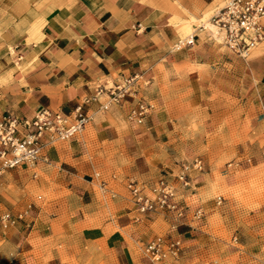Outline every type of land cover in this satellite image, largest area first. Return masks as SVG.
<instances>
[{
    "label": "crops",
    "instance_id": "obj_1",
    "mask_svg": "<svg viewBox=\"0 0 264 264\" xmlns=\"http://www.w3.org/2000/svg\"><path fill=\"white\" fill-rule=\"evenodd\" d=\"M223 3L0 5V118L13 112L30 119L41 110L73 116L78 105L92 117L80 134L47 148L34 168L23 164L0 173V217L15 219L6 227L0 221V245L16 257L6 264H81L75 253L81 241L98 249V264H147L143 247L157 235L182 241L178 264H211V258L223 257L214 247L224 240L211 225L222 221L224 200L217 198L232 185L228 168L247 171L264 164V41L247 59L229 52L211 22ZM189 35L193 43L177 48ZM134 74L135 98L106 111H98V101L85 102L97 86ZM140 102L150 108L138 123L130 113ZM193 122L201 129H235L233 142L224 136L215 141L237 145L228 168L207 164L203 173H194L177 198L182 217L138 213L127 182H155L176 174L184 160L198 158L199 136L187 135ZM100 179L114 196L98 189ZM197 208L204 219L194 217ZM94 256L89 254L88 264H97Z\"/></svg>",
    "mask_w": 264,
    "mask_h": 264
},
{
    "label": "built area",
    "instance_id": "obj_2",
    "mask_svg": "<svg viewBox=\"0 0 264 264\" xmlns=\"http://www.w3.org/2000/svg\"><path fill=\"white\" fill-rule=\"evenodd\" d=\"M211 22L222 33L226 49L247 59L264 41V0H224L222 6L214 11ZM192 43L193 35H189L178 40L176 47ZM138 78L139 75L134 74L122 77L110 86H97L96 94L85 102L98 101V111H106L113 104H122L127 98L138 95ZM100 96H105L103 102L98 100ZM149 108L150 105L138 103L132 109L130 118L141 123ZM91 118L81 105L74 109L73 116L41 110L27 119L8 112L0 118V173L23 164L34 168L47 148L57 141H66L80 134ZM193 171H203L201 159L182 163L176 174H163L149 184L129 180L126 189L135 210L140 214L160 211L176 218L182 217L177 198L181 190L190 186ZM95 177L100 178V173L96 172ZM98 189L114 196L103 179L99 180ZM217 199L218 202L222 200L220 196ZM203 216L202 208L194 211L197 219ZM0 221L6 227L15 219L4 214ZM182 250L180 239L171 235H157L145 244L143 255L147 264H178Z\"/></svg>",
    "mask_w": 264,
    "mask_h": 264
},
{
    "label": "rangeland",
    "instance_id": "obj_3",
    "mask_svg": "<svg viewBox=\"0 0 264 264\" xmlns=\"http://www.w3.org/2000/svg\"><path fill=\"white\" fill-rule=\"evenodd\" d=\"M5 4L7 0L0 2V5ZM213 31L216 33L217 29L213 28ZM233 131L235 129L231 127L201 129L193 122V128L187 135L189 137L195 134L199 136L196 151L203 163V171L200 173L204 172L207 164L217 167L224 165V169L228 168V163L232 161L230 152L237 145L226 143L221 146L215 141L224 136L225 142L228 140L233 142L235 140L231 137ZM220 153L223 159L217 161L216 157H219ZM206 157H209L208 161ZM192 162L193 160L183 161V163ZM228 169L232 175L230 182L232 185L226 187L225 193L220 195L224 200V203L220 205L223 207L220 210L222 221H217L218 223L211 221L213 222L211 230L218 232L224 240L223 246L214 247L215 251L222 250L223 257L211 258V264H264V164L247 171H241L234 164ZM194 173L193 171L192 176ZM204 218L205 214L199 220ZM77 244L78 248L75 253L80 258L81 264H88L90 253H94L95 256L92 258L96 257L95 261L99 263L98 249L95 251L94 247L85 241L77 242ZM9 260L15 261L16 257L9 254L7 245H0V264H6Z\"/></svg>",
    "mask_w": 264,
    "mask_h": 264
},
{
    "label": "bare ground",
    "instance_id": "obj_4",
    "mask_svg": "<svg viewBox=\"0 0 264 264\" xmlns=\"http://www.w3.org/2000/svg\"><path fill=\"white\" fill-rule=\"evenodd\" d=\"M211 27H213V26H211Z\"/></svg>",
    "mask_w": 264,
    "mask_h": 264
}]
</instances>
